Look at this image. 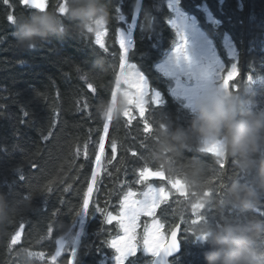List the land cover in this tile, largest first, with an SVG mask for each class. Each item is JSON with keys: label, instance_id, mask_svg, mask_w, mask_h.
I'll return each instance as SVG.
<instances>
[{"label": "trees", "instance_id": "1", "mask_svg": "<svg viewBox=\"0 0 264 264\" xmlns=\"http://www.w3.org/2000/svg\"><path fill=\"white\" fill-rule=\"evenodd\" d=\"M100 3L104 16L95 22L94 31L62 17L63 32L37 38L30 48L15 35L14 21L39 8L22 0H0V264H113L116 253L106 241L116 234V225H106L95 207H107L115 215L119 198L127 190L123 181L142 191L133 175V169L140 167L145 175L164 181L162 185L159 179L151 182L167 194L165 205L157 211L165 234L181 223L182 250L172 264H205L203 230L225 221L264 226V191L253 207L234 204L226 186L233 179L252 183L253 175L240 172L234 157L220 158L201 149L195 135L186 140L173 167L192 172L199 182L190 187L180 174L165 171L155 155L161 129L187 128L191 120L189 107L170 92L171 77L156 67L175 39L167 0ZM56 4L57 0H46L44 8L51 10ZM179 5L195 17L226 64L222 37L231 36L239 57L229 91L253 111L264 109V0H180ZM59 11L63 13L64 8ZM132 22L135 49L129 59L118 27L125 32V25L129 29ZM115 40L120 48L113 46ZM125 58L141 67L151 87L163 93L160 106L150 99L146 110L139 111L122 91H116ZM125 86L122 80V89ZM118 95L127 107L107 122L100 110L109 96L115 101ZM108 129L105 134L103 130ZM100 135H105V156L112 162L104 161L105 171L93 186L89 207L83 192L91 180ZM111 140L115 141L113 154L118 148L115 157ZM83 215L75 251L69 249L54 258L58 239ZM253 247L264 253V231L254 238ZM153 257L147 259L139 249L128 264L151 263ZM258 260L264 264V256Z\"/></svg>", "mask_w": 264, "mask_h": 264}, {"label": "clouds", "instance_id": "2", "mask_svg": "<svg viewBox=\"0 0 264 264\" xmlns=\"http://www.w3.org/2000/svg\"><path fill=\"white\" fill-rule=\"evenodd\" d=\"M63 4L64 12L59 11ZM104 9L100 0H57L56 7L35 9L14 21L15 35L27 47H34L37 38L50 33L63 32L62 17L76 20L78 24L95 30V22L102 19ZM127 102L111 96L100 110L104 120L115 119ZM191 120L187 128L164 126L160 132L156 158L166 172L180 174L190 187L199 181L192 172L177 170L173 162L186 147V140L195 135L200 145L215 144L218 156H231L240 172L253 175L252 183L237 179L226 186V195L239 206L250 208L258 203L264 191V109L253 111L233 91L210 89L196 96L188 108ZM2 211V209H0ZM264 231L259 222L240 224L225 221L215 228H205L202 242L207 245L205 264H259L264 253L253 247V241Z\"/></svg>", "mask_w": 264, "mask_h": 264}, {"label": "rangeland", "instance_id": "3", "mask_svg": "<svg viewBox=\"0 0 264 264\" xmlns=\"http://www.w3.org/2000/svg\"><path fill=\"white\" fill-rule=\"evenodd\" d=\"M22 1L29 6L36 7L39 9H43L46 5V0ZM179 1L180 0H167L169 10L171 11V17L169 22L170 25L174 28L175 39L172 48L164 54V58L161 62L157 64L156 67L164 75L171 77L173 81L172 86L170 87L171 94L176 98L183 100L186 106L189 107L196 96L207 90L217 88L225 89L228 91L230 90L228 82L232 80L238 72L237 62L239 57V51L237 46L233 42L231 36L228 33H225L222 37V44L226 50L227 59H229V68L224 71L223 74H221V65L219 62H225L220 59V56L216 48L214 47L213 40L198 25L195 17H193L192 15H188L181 10ZM59 8L63 10L64 7L62 3L60 4ZM129 27L130 29L133 28L131 26ZM125 32H131L132 34V31L127 29V24L125 25ZM178 43H185V51L187 53V56L191 60V64H188L186 61L183 60V58H181L179 62L176 61L175 56L173 54V49ZM125 44L128 48L129 46L126 40ZM126 58L122 64V77L119 79L116 91H122L127 101L129 103H135L137 109L139 111H142L146 108L147 105V103H142L145 99L141 95L144 89L143 77L140 76L137 69L133 67L134 64L128 63ZM122 80L126 84V89H122L121 87ZM114 99L115 97L113 98V101ZM150 99L151 97L149 96L147 98L148 102ZM110 120L111 119H108L107 122ZM107 125L108 124H106V126ZM199 146L201 149L207 150L214 154L218 152V146L215 144H210L202 147L199 143ZM99 156L100 153L98 151L97 160L99 159ZM219 157L223 158L224 156ZM178 185V189H182L181 184ZM159 194L161 200L166 199L167 194L163 192ZM156 219L158 220V215L156 216ZM145 222L150 224L152 220L150 217H141V230H138L141 234L143 232V224ZM84 223L85 217L83 215L80 220H78L72 230H70L68 233L58 239L57 249L54 258H56L61 252H64L66 250L70 249L71 251H75L83 230ZM161 232L165 234L163 228H161ZM19 234L20 232H18L14 236V240L18 239ZM140 250L142 255L147 257V259H150L152 256H154L153 254L145 252L142 247L140 248ZM112 263L116 264L115 258L113 259ZM146 264L151 263L147 261Z\"/></svg>", "mask_w": 264, "mask_h": 264}, {"label": "snow or ice", "instance_id": "4", "mask_svg": "<svg viewBox=\"0 0 264 264\" xmlns=\"http://www.w3.org/2000/svg\"><path fill=\"white\" fill-rule=\"evenodd\" d=\"M120 27H118V34L120 37L126 40L129 46L127 52L130 59L133 50L135 49V43L133 41L131 32L126 33L122 30H119ZM115 45H118V48H120V45L116 40L113 46ZM106 46L108 45L106 44ZM173 54L177 62L183 58L184 61H186L188 64H191V60L185 51V43H178L173 49ZM219 63L221 65V74H223V72L226 71L229 66L223 62ZM133 67L136 68L139 72V75L143 77L144 89L141 95L145 99L142 103H148L147 98L150 96L151 103L160 106L163 93L158 88L154 90L151 87L149 77L144 71L141 70V67L137 65H133ZM228 83L231 85L232 82L230 83L229 81ZM85 107H87V104ZM54 123L55 121H53V124ZM103 132L107 134L109 129L107 132L104 130ZM101 139H103V144H101ZM113 144H115V141L111 140L110 147L112 154ZM117 150L118 148L115 150L113 157H115ZM97 151L100 153L98 160L96 158ZM97 151H95V159L91 171V180L87 182V190L83 192V200L85 198L88 199L89 207L90 196L93 193V186L99 184L100 173L105 171L103 166L104 161L107 159L105 156V135H100ZM77 154H79V152ZM132 155L135 156L137 153L134 151ZM84 157L86 160L89 158L87 143H85L84 146ZM111 162L112 161L110 159H107V163L110 164ZM32 167L35 168L37 165L33 163ZM133 175L136 176L134 183L141 185L143 190H134L127 181H123L122 183L127 190L123 191V194L119 198L118 211L115 215L112 211L108 210L107 207H100L99 205L95 207V211L102 215L106 225H112L113 222H115L116 234L111 235V238H108L106 242L112 249L115 250L116 264H128L130 258L137 256L138 250L141 247L149 254H153L156 257H164L166 254L176 251L178 246V234L176 238L170 237L169 239L164 233L161 232V228L165 227V225L161 224L160 221L156 219L157 209L161 208L162 205H165L166 201L160 199V186L157 187L151 181L154 179H159L161 181V185L164 181L159 176L145 175L142 167L139 169H133ZM21 178L25 179V177ZM89 183L92 185L90 193L88 191ZM106 203L108 202L106 201ZM142 216L150 217L152 222L150 224L147 222L143 224V232L141 234L138 230L141 228L140 221ZM71 256L74 260L72 254Z\"/></svg>", "mask_w": 264, "mask_h": 264}, {"label": "water", "instance_id": "5", "mask_svg": "<svg viewBox=\"0 0 264 264\" xmlns=\"http://www.w3.org/2000/svg\"><path fill=\"white\" fill-rule=\"evenodd\" d=\"M180 230H181V223L178 222L168 233L167 237L176 238L178 234V246L176 251L173 253L166 254L164 257H154L151 260V264H172L171 259L176 257L178 254H180L182 250V244L180 240Z\"/></svg>", "mask_w": 264, "mask_h": 264}, {"label": "built area", "instance_id": "6", "mask_svg": "<svg viewBox=\"0 0 264 264\" xmlns=\"http://www.w3.org/2000/svg\"><path fill=\"white\" fill-rule=\"evenodd\" d=\"M129 26L133 27V26H132V24H129ZM129 30H131V31H132V28L130 29V27H129Z\"/></svg>", "mask_w": 264, "mask_h": 264}]
</instances>
